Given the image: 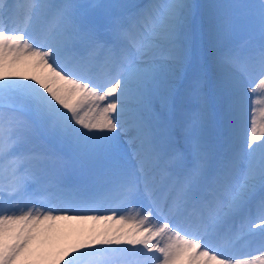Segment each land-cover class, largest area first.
<instances>
[{
  "label": "snow or ice",
  "instance_id": "snow-or-ice-1",
  "mask_svg": "<svg viewBox=\"0 0 264 264\" xmlns=\"http://www.w3.org/2000/svg\"><path fill=\"white\" fill-rule=\"evenodd\" d=\"M256 76L264 0H0V264H264Z\"/></svg>",
  "mask_w": 264,
  "mask_h": 264
},
{
  "label": "bare ground",
  "instance_id": "bare-ground-1",
  "mask_svg": "<svg viewBox=\"0 0 264 264\" xmlns=\"http://www.w3.org/2000/svg\"><path fill=\"white\" fill-rule=\"evenodd\" d=\"M260 79V78H259ZM259 79H257V82L255 80V83H252V81L249 84H253L255 85L254 89H262L263 87H261L259 85ZM247 83L246 85V89H248V85ZM250 88V87H249ZM245 89V90H246ZM249 90V89H248ZM248 96V113H249V117L252 115V109L255 108V115H256V119H257V126L259 127V125L264 122V115H262V113H264V94H259L258 92H255L253 94H247ZM138 206V205H137ZM129 207H126L124 209H122L121 211H119L117 213V215H121V214H128L129 212ZM71 214V213H70ZM88 215H91L93 213H85ZM96 215H110L109 212H105V211H101V212H97L95 213ZM259 224V222H258ZM76 229L78 231H82L84 235L90 234L92 232H98L104 229H115L120 227L119 225L115 224L114 221H109V222H103V221H87V222H81V223H76L75 225ZM260 231H264V228L259 229ZM251 247H255L256 250V256L257 255H261L264 254L260 251V247L259 244L257 243H253L247 246V248H251Z\"/></svg>",
  "mask_w": 264,
  "mask_h": 264
},
{
  "label": "rangeland",
  "instance_id": "rangeland-1",
  "mask_svg": "<svg viewBox=\"0 0 264 264\" xmlns=\"http://www.w3.org/2000/svg\"><path fill=\"white\" fill-rule=\"evenodd\" d=\"M260 77L259 76H256L253 80H252V83H255V80H256V82H257V79H259ZM250 83V82H249ZM248 83V84H249ZM250 87V88H249ZM255 88V85H253V84H249L248 85V89H251V91H249L248 89H246L245 91H246V93L247 94H253V93H255V92H258L259 94H264V87L262 88V89H254ZM259 128V127H258Z\"/></svg>",
  "mask_w": 264,
  "mask_h": 264
}]
</instances>
